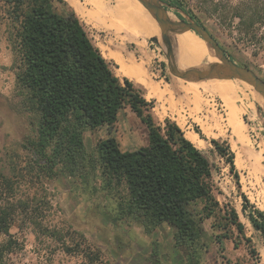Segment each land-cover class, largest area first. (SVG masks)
I'll return each mask as SVG.
<instances>
[{
	"label": "rangeland",
	"instance_id": "rangeland-1",
	"mask_svg": "<svg viewBox=\"0 0 264 264\" xmlns=\"http://www.w3.org/2000/svg\"><path fill=\"white\" fill-rule=\"evenodd\" d=\"M76 1H80L89 10L93 7L91 0ZM180 1L183 11L170 6L167 8L172 19L199 23L216 38L233 61L252 69L264 80V0ZM65 2L74 10L70 0ZM98 2L106 9H116L118 15H122V23L128 29L140 33L142 42L138 46L127 40L122 41L121 36L125 37V32L120 36L114 32L102 31L80 17L94 45L101 48V52L107 49L122 53L126 58H130L132 54L136 63L144 70L148 86L158 94L165 93L162 101L147 97V90L133 82L153 105V116L158 124L164 125L165 120L170 119L182 128L185 136L191 132L197 133V130L203 134L202 138L197 133L203 143L199 148L212 165L214 193L223 208L237 210L246 229V238L251 240V243L246 242L242 237L238 238L236 233V239L241 244L237 246L233 240H225L222 249L215 245L207 264H264V238L254 229L249 219V215L255 214L256 210L264 213L262 97L252 86L239 80L192 82L178 78L171 72L160 29H147L157 24L155 19L135 16L136 13L127 0V3L123 0ZM3 5V0H0L2 171L7 176H14L21 197H36L49 202V206L41 207L43 225L46 228L60 229L65 233L76 231L84 235L88 244L103 251L108 264H182L183 257L174 248L173 231L169 226L164 225L151 236L147 235L130 218L117 221L114 194L99 192L92 195L83 190L82 186L75 187L64 176L48 180L38 179L36 175L27 173L34 164L33 154L26 148L27 138L32 134L33 119L30 114L17 107L19 101L15 97V56L10 42V21ZM98 21L110 25L112 18H98ZM115 22L118 23V20ZM138 27H146L147 30L140 31ZM153 37L160 38L162 45L153 43ZM173 38L177 46L174 44L176 63L180 69L205 68L209 64L219 63L207 44L196 38L184 33ZM107 60L117 75L119 65L114 60ZM176 107L178 111L174 113ZM110 135L118 140L124 152L148 144L145 125L129 108L120 113L119 121L111 131L104 128L86 134L88 150L92 152L101 140ZM211 140L230 146L235 155L234 171H231V166L225 159L213 152ZM96 184L100 186L101 182L97 181ZM20 220L18 228L12 230L20 245L16 247V253L5 256L2 264H81L79 258L61 253L59 246L50 240L37 239L35 228ZM212 222L213 220L207 222L208 228ZM5 239L4 235H0V244ZM251 250H256L257 254L253 256Z\"/></svg>",
	"mask_w": 264,
	"mask_h": 264
},
{
	"label": "trees",
	"instance_id": "trees-1",
	"mask_svg": "<svg viewBox=\"0 0 264 264\" xmlns=\"http://www.w3.org/2000/svg\"><path fill=\"white\" fill-rule=\"evenodd\" d=\"M161 1L183 11L180 0ZM3 4L15 56L17 107L33 119L26 148L34 164L28 174L48 180L64 176L92 195L114 194L117 221L130 218L147 235L169 226L182 264H207L213 247L222 249L225 240L239 246L236 233L251 243L237 210L223 208L216 197L209 159L176 122H156L144 92L115 74L65 0H3ZM127 108L145 125L148 144L124 152L110 135L90 152L86 134L111 131ZM210 142L213 152L234 171L230 146ZM18 189L14 176L0 168V235L6 237L0 244V264L20 245L12 232L19 219L35 228L37 239L50 240L81 264H108L103 251L88 244L84 235L46 228L41 207L49 202L21 197ZM249 219L264 238V213L256 210ZM209 220L213 222L208 228Z\"/></svg>",
	"mask_w": 264,
	"mask_h": 264
},
{
	"label": "water",
	"instance_id": "water-1",
	"mask_svg": "<svg viewBox=\"0 0 264 264\" xmlns=\"http://www.w3.org/2000/svg\"><path fill=\"white\" fill-rule=\"evenodd\" d=\"M140 4L156 20L160 29L161 40L168 57L171 72L178 78L192 81H243L252 86L262 97L264 102V80L252 69L238 65L233 61L226 51L221 47L214 36L202 25L194 21L174 20L169 16L168 5L161 0H138ZM195 32L205 41L213 52L219 63L209 64L205 68L190 67L180 69L176 63V52L174 46V36L186 32ZM153 43L162 45L160 38H151Z\"/></svg>",
	"mask_w": 264,
	"mask_h": 264
},
{
	"label": "bare ground",
	"instance_id": "bare-ground-1",
	"mask_svg": "<svg viewBox=\"0 0 264 264\" xmlns=\"http://www.w3.org/2000/svg\"><path fill=\"white\" fill-rule=\"evenodd\" d=\"M123 1L126 2V0H123ZM90 2H92L91 4L93 6V7H91L90 10L86 6H84V4H82L80 1L70 0L69 3L72 6V8L74 9V11L77 13L79 18L81 17L84 20V22L87 21L88 23H92L95 28L102 30V31L114 32L116 35H120L122 32H125L126 33L125 37L124 36L122 37L120 35L121 38H123L122 41L127 40V41H129V43L132 42V43H136L138 46L140 45V43L142 42L141 37H140V33L128 29L125 26L126 24L124 25L122 23V20L120 19L116 9H110V8L106 9L101 4H99L98 0H91ZM127 2L130 4L132 9L136 13L135 16H142V17L154 20L152 15L142 6V4H140V2H138V0H127ZM169 16L172 18V16L170 14H169ZM98 18L99 19L100 18H107V19L112 18V23L110 25L106 24L105 22L100 23L98 21ZM116 20H118V23L115 22ZM138 29L140 31L141 30H147V29L148 30H156V29H159V27H158V24H156V25L148 27L147 29H146V27H144V28L138 27ZM153 33H154V31H153ZM109 34H111V33H109ZM184 34L190 35V36L196 38L197 40H199L200 42L205 43L203 41V39H201L196 33L186 32ZM175 46H176V44H175ZM178 46L180 47V45H178ZM105 47H107V46H105ZM118 50H120V49H118ZM102 54L106 59L114 60L119 65V68L117 70V72H118L117 75H119L120 77L128 78L132 82H135V83L139 84L140 86L142 85L147 90V94H146L147 97H150V98L153 97L155 99L158 98L159 101H162L165 98V96H166L165 93H159L158 94L157 92L154 91V88H150L148 86L149 84L146 80L147 77H145L146 74L144 75V73H143L144 70L142 71V69L136 63V61L134 60V58L132 56L130 58H126L122 53L110 52L107 49H103ZM170 96H171V93H170ZM173 111H174V113H177V111H178L177 107ZM199 124H201V123H199ZM186 138L189 139L197 147L203 146L202 141L199 140V137H198L197 133H195V132L188 133L186 135Z\"/></svg>",
	"mask_w": 264,
	"mask_h": 264
},
{
	"label": "crops",
	"instance_id": "crops-1",
	"mask_svg": "<svg viewBox=\"0 0 264 264\" xmlns=\"http://www.w3.org/2000/svg\"><path fill=\"white\" fill-rule=\"evenodd\" d=\"M121 16H122V15H119L120 19H121ZM124 56H125V55H124ZM130 56H133V55H132V54H130ZM135 57H136V56H135ZM134 60H135V59H134ZM135 61H136V60H135ZM127 79H128V78H127Z\"/></svg>",
	"mask_w": 264,
	"mask_h": 264
},
{
	"label": "built area",
	"instance_id": "built-area-1",
	"mask_svg": "<svg viewBox=\"0 0 264 264\" xmlns=\"http://www.w3.org/2000/svg\"><path fill=\"white\" fill-rule=\"evenodd\" d=\"M158 72H160V70H157ZM223 110V109H222Z\"/></svg>",
	"mask_w": 264,
	"mask_h": 264
}]
</instances>
